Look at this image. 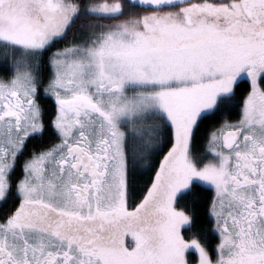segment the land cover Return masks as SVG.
<instances>
[{"label": "snow or ice", "instance_id": "snow-or-ice-1", "mask_svg": "<svg viewBox=\"0 0 264 264\" xmlns=\"http://www.w3.org/2000/svg\"><path fill=\"white\" fill-rule=\"evenodd\" d=\"M0 264H264V0H0Z\"/></svg>", "mask_w": 264, "mask_h": 264}]
</instances>
